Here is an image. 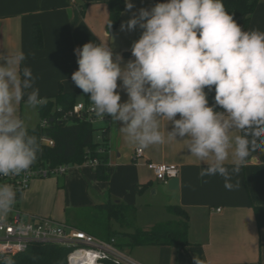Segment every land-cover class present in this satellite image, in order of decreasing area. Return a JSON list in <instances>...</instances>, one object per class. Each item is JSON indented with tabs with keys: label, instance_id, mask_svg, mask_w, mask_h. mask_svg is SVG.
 <instances>
[{
	"label": "clouds",
	"instance_id": "9594fccd",
	"mask_svg": "<svg viewBox=\"0 0 264 264\" xmlns=\"http://www.w3.org/2000/svg\"><path fill=\"white\" fill-rule=\"evenodd\" d=\"M125 7L133 9L130 0ZM137 27L142 31L126 62L119 53L114 57L107 41L74 48L78 68L71 80L95 114L120 122L136 147L164 143L163 120L167 139L184 140L203 165L199 176H219L231 190L250 154L264 152V31L243 30L223 0H160L121 24ZM25 60L22 49L0 52V177L27 172L41 151L17 114L21 102L31 109L46 103ZM213 86L215 104L209 105L205 88ZM118 87L127 94L124 102ZM233 130L239 134L231 135ZM18 192L0 182V221L13 211ZM0 264L15 262L0 252Z\"/></svg>",
	"mask_w": 264,
	"mask_h": 264
},
{
	"label": "crops",
	"instance_id": "0c3cea01",
	"mask_svg": "<svg viewBox=\"0 0 264 264\" xmlns=\"http://www.w3.org/2000/svg\"><path fill=\"white\" fill-rule=\"evenodd\" d=\"M130 2L133 9L125 7L118 25L108 30L107 0H0V52H25L23 66L31 68L42 98L55 95L60 88L64 92L81 91L71 80V73L78 68L74 48L89 41H107L114 57L119 53L122 62L133 58L130 48L142 30L122 29L121 24L126 25L140 8L156 3ZM33 23H38L42 30L40 49L32 45ZM253 29L264 31V0H259L245 31ZM117 91L120 102L127 100L126 92L119 87ZM205 91L209 105H214V86L212 91ZM215 110L222 111L219 106ZM120 127L121 123L113 120L108 126L109 181L98 180L88 165L72 166L64 173L62 188L73 182L85 189L90 184L95 188L93 205L111 198L133 206L152 190L162 199L158 213L161 221L177 218L167 211V206H180L188 216L189 244L179 248L161 245L162 264H195L194 257L201 264H264V226L258 229L253 213V206L264 204V152L250 154L240 173L233 176L234 187L229 190L219 176H199L203 165L186 150L184 140L167 139L163 120L160 130L165 134V142L142 148L144 156L138 162L132 160L138 147L127 141ZM170 129L169 123L166 130ZM230 134L239 133L233 130ZM148 162L177 165L178 187L170 190L167 183L157 180Z\"/></svg>",
	"mask_w": 264,
	"mask_h": 264
},
{
	"label": "trees",
	"instance_id": "16d2710c",
	"mask_svg": "<svg viewBox=\"0 0 264 264\" xmlns=\"http://www.w3.org/2000/svg\"><path fill=\"white\" fill-rule=\"evenodd\" d=\"M155 3L160 0H154ZM259 0H223L228 12L233 15L234 21L246 29L251 16ZM108 20L111 19V27L114 29L119 21L122 11L125 9V0H107ZM107 20V21H108ZM107 24V23H106ZM32 45L40 49L43 46L42 30L38 23L32 25ZM88 99L87 94L82 90L64 92L61 88L50 97L44 98L46 103L37 108L40 122L33 127H28L31 134L38 137L41 151L38 153L36 162L31 168L49 167L68 164L72 166L82 165L88 158H96L98 163L93 171L98 180L108 182L110 179L109 170V132L108 129L102 132V139H94V127L85 120H80L67 113L79 99ZM46 124H42V121ZM51 140V144L46 142ZM140 191L139 188H136ZM87 211L93 218L105 222L108 237H123L122 243L118 242L121 248L144 246V245H166L173 247H185L188 242V216L178 205L167 206V211L177 216L173 220L157 222L146 228L134 227L131 224L136 218V208L122 201L106 199L91 207L83 208L73 216V225L80 228L79 223L82 215ZM253 213L258 229L264 226V204L253 206ZM80 216V217H79ZM69 220H66V223ZM107 224V225H106ZM95 228V225H90ZM115 227V228H113ZM68 249L56 245H33L28 250L10 256L15 264H66ZM105 264H115L107 261Z\"/></svg>",
	"mask_w": 264,
	"mask_h": 264
},
{
	"label": "built area",
	"instance_id": "2783aa9c",
	"mask_svg": "<svg viewBox=\"0 0 264 264\" xmlns=\"http://www.w3.org/2000/svg\"><path fill=\"white\" fill-rule=\"evenodd\" d=\"M67 114L88 121L95 129L94 139L97 141L102 139V132L108 129L112 121L107 115L103 119L98 117L92 110L89 98L76 101ZM42 124H46V121H42ZM46 142L52 143L51 140ZM143 156V149L138 147L134 150L132 160L138 162ZM97 163L96 158H88L82 165L93 168ZM147 166L161 182L167 183L169 179L178 176V166L175 164L148 162ZM69 167L70 165L63 164L54 168H30L18 176L0 177V182L10 183L19 189L18 202L33 178L61 175ZM17 202L9 216L0 221V252L7 256L22 253L33 245L51 244L68 249L66 264H105L107 261L115 264H143L121 248L114 236L104 240L64 221L26 214L17 207ZM26 216L28 219H23Z\"/></svg>",
	"mask_w": 264,
	"mask_h": 264
},
{
	"label": "rangeland",
	"instance_id": "374dc122",
	"mask_svg": "<svg viewBox=\"0 0 264 264\" xmlns=\"http://www.w3.org/2000/svg\"><path fill=\"white\" fill-rule=\"evenodd\" d=\"M17 114L25 120L28 127H33L40 122L37 108H28L23 102L17 105ZM71 167L72 165H70L69 170ZM65 174H50L46 177L33 178L29 186L22 192L17 202V207L26 214L52 218L58 221L69 220V223L70 221L73 222L71 216H74L78 210L93 206L95 188L89 184L85 189V187L83 188V186L74 182L69 187L65 186L62 188V180ZM151 192L152 190L145 193L135 206L136 218L131 221L134 227L145 228V226L154 225L161 221L158 220L160 219L158 218V213L162 210V207H160L162 199L160 195L152 194ZM83 212L77 214L82 215L80 222L77 221L81 229L100 239L107 240L109 237L105 222L98 218H93L87 211H85V214ZM23 219L28 218L26 216ZM92 224L95 225V228L90 226ZM124 240L123 237H118L119 243L124 242ZM159 248L161 246L158 245L125 247L128 254L135 260L151 264H162L161 261L164 262V259L160 254ZM164 264H168V262Z\"/></svg>",
	"mask_w": 264,
	"mask_h": 264
},
{
	"label": "water",
	"instance_id": "95a60500",
	"mask_svg": "<svg viewBox=\"0 0 264 264\" xmlns=\"http://www.w3.org/2000/svg\"><path fill=\"white\" fill-rule=\"evenodd\" d=\"M167 186L170 190L176 189L178 187V178L174 177L169 179V181L167 182Z\"/></svg>",
	"mask_w": 264,
	"mask_h": 264
}]
</instances>
